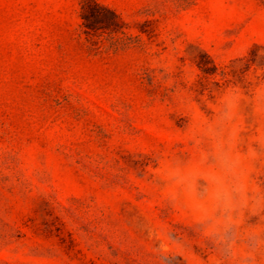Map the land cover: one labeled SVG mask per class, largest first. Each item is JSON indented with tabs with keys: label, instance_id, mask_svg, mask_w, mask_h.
<instances>
[{
	"label": "rangeland",
	"instance_id": "obj_1",
	"mask_svg": "<svg viewBox=\"0 0 264 264\" xmlns=\"http://www.w3.org/2000/svg\"><path fill=\"white\" fill-rule=\"evenodd\" d=\"M0 264H264V0H0Z\"/></svg>",
	"mask_w": 264,
	"mask_h": 264
},
{
	"label": "clouds",
	"instance_id": "obj_2",
	"mask_svg": "<svg viewBox=\"0 0 264 264\" xmlns=\"http://www.w3.org/2000/svg\"><path fill=\"white\" fill-rule=\"evenodd\" d=\"M221 167L222 171L220 173L209 172L207 180L212 185L210 193V200L213 204L212 211L216 208L222 210L224 218L222 221H217V223L222 224L223 228L227 229L233 223L231 213L236 207L235 196L243 194L244 186L238 183L235 178L230 182L229 177H235L234 165L226 156L221 158Z\"/></svg>",
	"mask_w": 264,
	"mask_h": 264
},
{
	"label": "trees",
	"instance_id": "obj_3",
	"mask_svg": "<svg viewBox=\"0 0 264 264\" xmlns=\"http://www.w3.org/2000/svg\"><path fill=\"white\" fill-rule=\"evenodd\" d=\"M82 18L85 19V16L82 15ZM90 29V28H89Z\"/></svg>",
	"mask_w": 264,
	"mask_h": 264
}]
</instances>
